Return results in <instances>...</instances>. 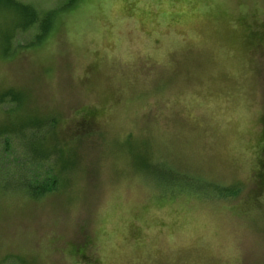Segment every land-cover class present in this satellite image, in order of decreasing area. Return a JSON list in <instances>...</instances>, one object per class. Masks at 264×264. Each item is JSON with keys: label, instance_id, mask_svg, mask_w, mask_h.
I'll list each match as a JSON object with an SVG mask.
<instances>
[{"label": "rangeland", "instance_id": "374dc122", "mask_svg": "<svg viewBox=\"0 0 264 264\" xmlns=\"http://www.w3.org/2000/svg\"><path fill=\"white\" fill-rule=\"evenodd\" d=\"M3 1L0 264H264V0Z\"/></svg>", "mask_w": 264, "mask_h": 264}, {"label": "trees", "instance_id": "16d2710c", "mask_svg": "<svg viewBox=\"0 0 264 264\" xmlns=\"http://www.w3.org/2000/svg\"><path fill=\"white\" fill-rule=\"evenodd\" d=\"M68 1L70 3V2L75 1V0H68ZM2 4H3L2 6L5 7V9H6V7L8 9H13L20 16H22L23 18H26L27 20H26L25 23H26V25L28 23V26H29V24H31V21L35 19L36 14L34 13L32 8L27 7L25 5H22L20 3H16L15 0H4L2 2ZM50 17H51V15H46V19H49L47 21L49 25L51 24V21H52V19H50ZM48 24H46L47 25L46 27H43V31L42 32L45 33V31L48 30V28H49ZM9 39H10V37H9ZM8 42H9V40H8ZM5 49H7V47L4 48L3 50H5ZM15 96H17V95H15ZM15 96H13V98H16ZM38 123H40L39 127H35V128L41 129L42 123L41 122H38ZM31 127L34 128V125L32 124ZM41 135H43V134L41 133ZM38 142H39V140H38ZM31 143L32 144H29V146L31 147V149L33 151H35L36 154H38L39 157H46L47 156L46 154H47L48 150L45 149V147H44V145L42 143L38 144V143H36V141L31 142ZM258 146L261 147V155H262V157L261 158L258 157L257 173L260 176L261 182H263L264 181V120L261 123V130H260V137H259V140H258ZM36 182L37 181H35V185H36ZM30 189H35L36 190V188H32V187ZM35 190L33 192L35 195L41 193L39 186H38V190L37 191H35Z\"/></svg>", "mask_w": 264, "mask_h": 264}]
</instances>
